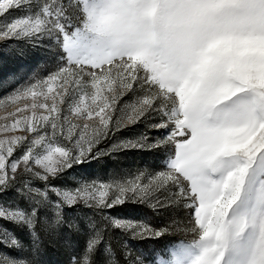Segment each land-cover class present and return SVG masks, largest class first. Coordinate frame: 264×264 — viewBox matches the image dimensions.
<instances>
[{"label":"snow or ice","instance_id":"snow-or-ice-1","mask_svg":"<svg viewBox=\"0 0 264 264\" xmlns=\"http://www.w3.org/2000/svg\"><path fill=\"white\" fill-rule=\"evenodd\" d=\"M0 41V60L56 64L0 79V264H46L61 237L68 264H264V0H0ZM123 129L138 134L97 147ZM122 151L166 162L77 179ZM126 205L188 221L154 227ZM174 229L195 238L131 243Z\"/></svg>","mask_w":264,"mask_h":264},{"label":"rangeland","instance_id":"rangeland-1","mask_svg":"<svg viewBox=\"0 0 264 264\" xmlns=\"http://www.w3.org/2000/svg\"><path fill=\"white\" fill-rule=\"evenodd\" d=\"M23 14L24 13L22 12L14 13V15L17 16ZM2 44L3 42L0 41V45ZM22 64L26 65V71L22 74L21 79H24L33 71H36L40 77H44L56 67L54 60L43 51H38L35 55L30 56L28 60L23 62L13 61L8 57H2V60H0V79L7 78L11 73L19 74ZM129 99L132 98L130 96H125L123 100L117 104V108L119 109L124 101ZM8 111H11V109H8ZM5 115L6 111L4 109H0V116ZM119 115V112L114 114V119H116ZM73 120L77 123L80 122L75 120V118H73ZM143 130L142 126L138 129V131ZM137 134L138 132L130 129H123L112 136L110 140L102 142L97 147L100 149H110L113 143L133 138ZM165 162L166 161L161 160L158 155L151 152L122 151L106 155L98 160L92 161L90 164L78 166L76 168L75 175L77 179L83 178L87 181L95 180L108 183L115 178H121L128 174H134L140 169L147 168L159 170L161 165ZM55 183L58 185L66 183L71 186L74 184V181L71 177H69L67 181H55ZM37 184H39V182H37ZM121 215L125 218H135L146 221L154 227H162L169 224L173 216H178L182 224H186L188 221V214L186 212L181 211L178 213H168L162 211L159 215H157L143 205H126L124 206ZM113 236L114 239L112 240V245L117 252H119L122 244L124 243V238L120 236L119 230H115ZM194 238L195 237L191 232L177 231L174 229L172 234L166 236L159 242L148 240L143 242L132 241L131 243L137 244L139 247H143L145 251L149 252L153 250V245L155 244V251L163 252L165 244H176L181 241L188 242ZM80 243L81 246H83L82 240ZM70 254L71 250L64 246L63 237H61L57 240L45 241V252L42 259L46 262V264H68ZM133 254H135V252Z\"/></svg>","mask_w":264,"mask_h":264}]
</instances>
